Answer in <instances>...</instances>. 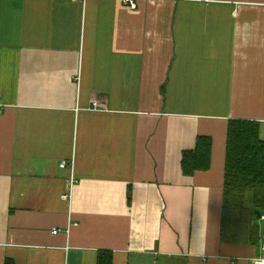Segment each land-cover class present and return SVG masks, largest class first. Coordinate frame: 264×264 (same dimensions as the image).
Segmentation results:
<instances>
[{"label": "crops", "instance_id": "1", "mask_svg": "<svg viewBox=\"0 0 264 264\" xmlns=\"http://www.w3.org/2000/svg\"><path fill=\"white\" fill-rule=\"evenodd\" d=\"M135 1L0 0V264L264 261L263 218L222 239L229 120L264 138V0Z\"/></svg>", "mask_w": 264, "mask_h": 264}, {"label": "trees", "instance_id": "2", "mask_svg": "<svg viewBox=\"0 0 264 264\" xmlns=\"http://www.w3.org/2000/svg\"><path fill=\"white\" fill-rule=\"evenodd\" d=\"M212 138L199 136L194 150L183 153L186 175L211 166ZM222 239L256 244L260 239V219L264 216V138L261 123L250 119H230L225 163V198ZM98 264H113V253L100 251ZM7 264H14L8 260Z\"/></svg>", "mask_w": 264, "mask_h": 264}, {"label": "built area", "instance_id": "3", "mask_svg": "<svg viewBox=\"0 0 264 264\" xmlns=\"http://www.w3.org/2000/svg\"><path fill=\"white\" fill-rule=\"evenodd\" d=\"M125 3L131 7L132 9H136L138 7V4L135 0H125ZM99 106V101H97L96 99L92 102V109H97ZM68 164V162H62L61 166L62 167H66ZM262 218L264 219V216H262ZM55 233L58 232V230L54 231ZM235 264V263H233ZM256 264H264V261H256Z\"/></svg>", "mask_w": 264, "mask_h": 264}, {"label": "water", "instance_id": "4", "mask_svg": "<svg viewBox=\"0 0 264 264\" xmlns=\"http://www.w3.org/2000/svg\"><path fill=\"white\" fill-rule=\"evenodd\" d=\"M256 212H257V214H258L257 217H258L259 219H261V218H262V214H261V212H260V211H256ZM252 264H255V263H252Z\"/></svg>", "mask_w": 264, "mask_h": 264}]
</instances>
